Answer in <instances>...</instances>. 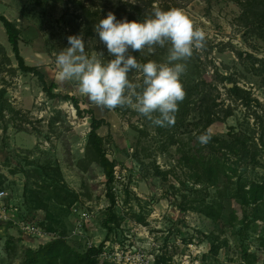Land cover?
Segmentation results:
<instances>
[{"label": "rangeland", "instance_id": "rangeland-1", "mask_svg": "<svg viewBox=\"0 0 264 264\" xmlns=\"http://www.w3.org/2000/svg\"><path fill=\"white\" fill-rule=\"evenodd\" d=\"M76 1L100 19L112 13L108 0ZM236 1L159 0L151 10L179 9L194 28L205 33L203 45L194 46L193 55L184 61L191 79L200 74L210 80L215 69L230 73L264 106V42L242 34L235 21L240 11ZM80 13L78 2L0 0V15L21 30L19 49L26 64L35 67L46 86L55 83L54 93L75 97L80 108L90 112L77 114L70 100L50 98L36 73L20 71L0 24V46L10 61L0 66V208L13 221L40 228L39 233L26 234L19 225L0 218V264H22L26 249L35 250L56 239H63L78 252L89 245H102L105 254L97 256V264H116L110 256L115 249L140 252L150 264L159 257L164 259L161 264H264L260 246L264 225H244L234 201L214 187L196 184L192 172L178 162L180 150L194 151L202 130L191 106L173 125L158 127L128 106L114 110L96 106L79 92L75 81L56 78L55 58L68 47V36L81 35L90 57L104 63L112 59L95 27L91 34L85 32ZM168 45L141 51L150 61L166 63ZM237 52L243 53L242 59ZM246 53L259 62L254 64ZM128 75L131 82L140 83V73L133 70ZM218 91L219 99L229 103L233 112L206 130L221 134L248 120L253 124L247 111L227 98L223 85L218 84ZM91 113L105 121L98 133L104 138L107 157L115 164L110 183L96 162L84 160ZM156 116L154 113L153 119ZM259 131L264 133V121ZM54 183L64 190L66 204L55 202L46 192L45 186ZM108 192L115 200L112 210ZM202 198L215 205L223 203L217 221L192 210ZM109 212L116 214V220L107 234L104 221Z\"/></svg>", "mask_w": 264, "mask_h": 264}, {"label": "trees", "instance_id": "trees-1", "mask_svg": "<svg viewBox=\"0 0 264 264\" xmlns=\"http://www.w3.org/2000/svg\"><path fill=\"white\" fill-rule=\"evenodd\" d=\"M62 3L78 2L80 6V17L85 20V32L92 33L101 20L96 12L84 3L76 0H52ZM159 0H108L112 7V13L117 19L137 20L143 22L150 18L155 9L153 2ZM240 11L235 18L236 24L242 30V34L255 37L264 42V0H237ZM162 6L163 3H159ZM167 10L174 9L166 6ZM0 24L3 26L7 42L15 57L17 67L23 73H36L35 67L26 64L20 54L19 42L21 40V30L5 16L0 15ZM168 46L171 47L169 44ZM138 63L150 61L143 52L133 53ZM243 53L237 52V57L242 59ZM247 58H251L255 64L257 59L246 53ZM10 64L9 57L4 48L0 46V66ZM43 84V89L50 98L61 97L70 100L75 107L77 114L82 115L84 111L80 108L78 100L69 95L60 96L53 92L55 83L51 82L46 86L44 77L36 73ZM181 83L185 91V97L178 104V111L174 114L176 119L185 117L191 107L197 112V124H201V131L197 134L209 132L208 126L217 120H223L232 115L233 108L224 100H220L218 84L223 85L227 98L238 102L247 111V117L252 118L253 124L249 120L240 124L239 128L229 127L225 133L212 134L211 140L206 145L197 143L194 151H179V164L192 172V177L196 184L202 187H214L227 199L234 201L240 208L241 221L244 225L260 222L264 225V161L261 156L264 153V133L260 134L261 121H264V106L261 101L253 97L249 90L240 87L231 74H222L215 69L211 79L207 80L202 75H197L191 79L187 73L181 76ZM142 81V78H141ZM140 81V83H141ZM231 84L230 86H228ZM191 106V107H190ZM90 113V112H89ZM158 115V114H157ZM103 119H97L91 113L90 130L87 135L84 160L96 162L103 170L107 181L110 183L114 178V161L110 160L104 148V138L98 130L104 124ZM255 134H258L257 136ZM262 169L261 173L256 171ZM163 174L164 172L158 171ZM57 180L60 179L58 168L55 169ZM43 186H45L43 184ZM46 192L50 198L60 204H64V190L57 183L47 184ZM112 210L115 200L110 192L107 193ZM74 199L67 201L70 205ZM66 204V203H65ZM206 217L217 221L221 217L223 203L214 204V201H206L205 198L198 200L192 207ZM116 220V214L109 212L104 221L107 227V234L113 230L112 223ZM8 246V245H7ZM101 246H91L85 248L83 252L74 251L63 239H56L38 249H26L22 264H97L96 258L101 251ZM260 246L264 253V234L260 237ZM212 249H216L212 245ZM164 259L159 257L155 264H161Z\"/></svg>", "mask_w": 264, "mask_h": 264}, {"label": "clouds", "instance_id": "clouds-1", "mask_svg": "<svg viewBox=\"0 0 264 264\" xmlns=\"http://www.w3.org/2000/svg\"><path fill=\"white\" fill-rule=\"evenodd\" d=\"M94 30L112 59L104 63L90 57L81 35L68 36V47L55 58L56 78L75 81L79 92L96 106L108 110L128 106L158 127L173 125L178 104L185 97L180 79L186 70L184 61L193 55L194 46L203 45L205 33L194 28L179 9H157L143 22L117 19L109 12ZM166 43L171 45L166 63H138L133 55L145 47L152 50ZM133 70L141 74V83L130 81L128 74ZM154 113L158 115L153 119ZM211 138L206 132L197 140L206 145Z\"/></svg>", "mask_w": 264, "mask_h": 264}, {"label": "built area", "instance_id": "built-area-1", "mask_svg": "<svg viewBox=\"0 0 264 264\" xmlns=\"http://www.w3.org/2000/svg\"><path fill=\"white\" fill-rule=\"evenodd\" d=\"M5 213H6V209L1 207L0 208V218L10 220L14 224L19 225L20 230L23 231V233L36 234L40 232L39 231L40 228L36 227V225L31 224L30 222L13 221V219L8 217V215H5ZM91 246H94V245H89V247ZM99 254L103 256V254H105V251H100ZM110 256H112L116 264H150L151 263V260L145 258L140 252L132 253L130 251L124 252L122 249H115L111 253Z\"/></svg>", "mask_w": 264, "mask_h": 264}, {"label": "water", "instance_id": "water-1", "mask_svg": "<svg viewBox=\"0 0 264 264\" xmlns=\"http://www.w3.org/2000/svg\"><path fill=\"white\" fill-rule=\"evenodd\" d=\"M231 84H229L228 86H230Z\"/></svg>", "mask_w": 264, "mask_h": 264}]
</instances>
